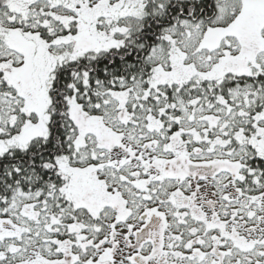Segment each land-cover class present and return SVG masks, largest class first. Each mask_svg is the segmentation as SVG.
Listing matches in <instances>:
<instances>
[{
    "label": "snow or ice",
    "instance_id": "6c2138e0",
    "mask_svg": "<svg viewBox=\"0 0 264 264\" xmlns=\"http://www.w3.org/2000/svg\"><path fill=\"white\" fill-rule=\"evenodd\" d=\"M0 264H264V0H0Z\"/></svg>",
    "mask_w": 264,
    "mask_h": 264
}]
</instances>
